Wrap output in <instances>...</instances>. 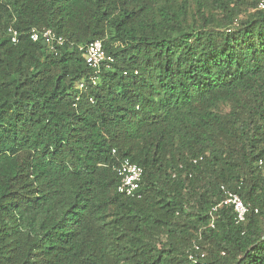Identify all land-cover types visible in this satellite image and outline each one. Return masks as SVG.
<instances>
[{
  "label": "trees",
  "instance_id": "16d2710c",
  "mask_svg": "<svg viewBox=\"0 0 264 264\" xmlns=\"http://www.w3.org/2000/svg\"><path fill=\"white\" fill-rule=\"evenodd\" d=\"M262 1L0 0V264H264ZM96 40L115 62L81 90Z\"/></svg>",
  "mask_w": 264,
  "mask_h": 264
},
{
  "label": "built area",
  "instance_id": "2783aa9c",
  "mask_svg": "<svg viewBox=\"0 0 264 264\" xmlns=\"http://www.w3.org/2000/svg\"><path fill=\"white\" fill-rule=\"evenodd\" d=\"M259 8L264 9V0L259 4ZM9 33L11 34L12 42L15 44L19 43L21 34L12 28L9 29ZM29 36L33 42H44L53 53H57L58 48L65 43V39L51 29L38 30L37 28H33ZM79 51L82 53L86 65L91 71L88 83L83 82L80 84L81 90H87L90 85L96 86L98 84L103 69L112 68L115 59L105 50L101 40H96L85 46H80ZM113 154H116L115 150ZM115 171L119 178L117 187L118 192L129 198H142L143 168L133 163L129 158H125L115 166ZM221 189L225 194V200L220 206L232 208L235 214L236 224H244L247 220V215L251 211V206L246 204L238 193L231 191L225 186H222ZM216 210L217 208L213 209V211ZM255 212L258 213V210L256 209ZM211 226L214 227L213 224ZM194 249L198 252L200 257L203 258L205 256V253L201 251L199 246H195ZM190 258L194 259L195 257L192 255Z\"/></svg>",
  "mask_w": 264,
  "mask_h": 264
}]
</instances>
